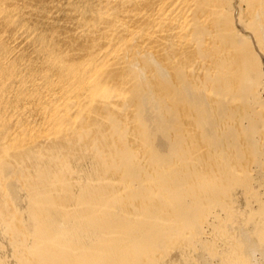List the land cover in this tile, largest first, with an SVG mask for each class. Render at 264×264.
Returning a JSON list of instances; mask_svg holds the SVG:
<instances>
[{"label": "bare ground", "instance_id": "6f19581e", "mask_svg": "<svg viewBox=\"0 0 264 264\" xmlns=\"http://www.w3.org/2000/svg\"><path fill=\"white\" fill-rule=\"evenodd\" d=\"M263 93L264 0H0V264H264Z\"/></svg>", "mask_w": 264, "mask_h": 264}, {"label": "rangeland", "instance_id": "374dc122", "mask_svg": "<svg viewBox=\"0 0 264 264\" xmlns=\"http://www.w3.org/2000/svg\"><path fill=\"white\" fill-rule=\"evenodd\" d=\"M263 95H264V93H263ZM209 230H210V228L208 227L207 228L208 233H209ZM208 233H206V234L210 238L211 234L208 235ZM170 257L176 261V264H186V263H184V260H180L179 257L177 258V252H173Z\"/></svg>", "mask_w": 264, "mask_h": 264}]
</instances>
